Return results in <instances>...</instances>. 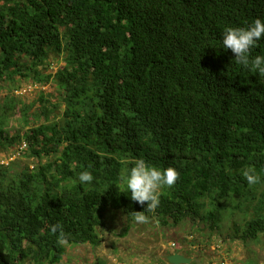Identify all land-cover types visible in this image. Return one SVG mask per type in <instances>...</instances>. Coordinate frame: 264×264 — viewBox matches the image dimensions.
<instances>
[{
    "label": "trees",
    "instance_id": "trees-1",
    "mask_svg": "<svg viewBox=\"0 0 264 264\" xmlns=\"http://www.w3.org/2000/svg\"><path fill=\"white\" fill-rule=\"evenodd\" d=\"M255 18L264 0H0V152L15 155L0 163V264H57L64 244H101L107 213L134 220L147 202L120 178L138 158L180 174L146 215L195 233L202 224L209 238L234 219L226 240L258 243L264 76L221 43ZM262 53L264 38L251 54ZM21 82L52 83L58 96L25 105ZM85 169L90 184L78 181Z\"/></svg>",
    "mask_w": 264,
    "mask_h": 264
},
{
    "label": "rangeland",
    "instance_id": "rangeland-1",
    "mask_svg": "<svg viewBox=\"0 0 264 264\" xmlns=\"http://www.w3.org/2000/svg\"><path fill=\"white\" fill-rule=\"evenodd\" d=\"M56 70L57 64H54L47 73H54ZM18 85L19 91H14L13 94L25 105L38 102L42 94L52 102L58 96L52 83L40 86L21 82ZM4 92L0 93V97L6 94ZM40 105L41 103H37V107ZM19 116L17 113L16 118ZM12 131L15 133L17 130ZM0 156L3 159L1 164H8L15 159V155L9 159L1 152ZM26 164L24 161L23 165ZM105 219L107 222L100 232L99 246L64 244L66 252L57 264H169L167 257L174 252L191 258L192 264H264V236L258 243L243 244L226 240L231 234L230 228L233 225L230 223L234 219L223 222V232H215L211 238L210 230L204 225L198 224L197 227L202 230L195 233L189 221L178 227H167L159 224L156 217H150L147 223H137L123 214L107 213ZM240 220L238 216L235 218L238 224ZM124 231H127L125 237L122 235Z\"/></svg>",
    "mask_w": 264,
    "mask_h": 264
},
{
    "label": "clouds",
    "instance_id": "clouds-1",
    "mask_svg": "<svg viewBox=\"0 0 264 264\" xmlns=\"http://www.w3.org/2000/svg\"><path fill=\"white\" fill-rule=\"evenodd\" d=\"M264 38V19L255 18L246 27H227L222 34L221 43L224 49H230L235 55L234 62L244 68H253L264 76V53L253 56L252 49ZM24 147V146H23ZM179 172L174 167L159 168L149 164L143 158H138L126 174L120 178V183L126 187L131 200L144 205L143 211L132 212L137 223H147L150 219L146 213L154 212L160 204V190L164 186L171 187L179 178ZM242 175L249 185L260 181V176L250 169H244ZM94 177L87 169L78 173L81 184H90ZM50 231L58 235L59 244L66 243L67 236L60 223L51 225Z\"/></svg>",
    "mask_w": 264,
    "mask_h": 264
},
{
    "label": "water",
    "instance_id": "water-1",
    "mask_svg": "<svg viewBox=\"0 0 264 264\" xmlns=\"http://www.w3.org/2000/svg\"><path fill=\"white\" fill-rule=\"evenodd\" d=\"M167 261L169 264H192L193 260L178 252H174L167 257Z\"/></svg>",
    "mask_w": 264,
    "mask_h": 264
}]
</instances>
